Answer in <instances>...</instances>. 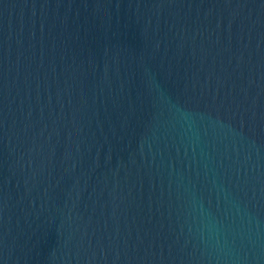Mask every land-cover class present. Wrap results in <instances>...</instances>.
Listing matches in <instances>:
<instances>
[{"label": "water", "instance_id": "water-1", "mask_svg": "<svg viewBox=\"0 0 264 264\" xmlns=\"http://www.w3.org/2000/svg\"><path fill=\"white\" fill-rule=\"evenodd\" d=\"M0 264H264V0H0Z\"/></svg>", "mask_w": 264, "mask_h": 264}]
</instances>
